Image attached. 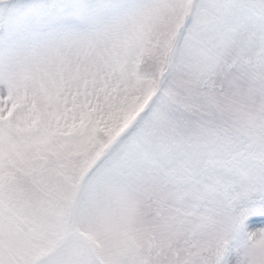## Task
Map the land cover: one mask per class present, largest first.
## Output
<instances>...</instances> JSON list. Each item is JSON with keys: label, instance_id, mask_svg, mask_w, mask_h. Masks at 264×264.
<instances>
[{"label": "snow or ice", "instance_id": "obj_1", "mask_svg": "<svg viewBox=\"0 0 264 264\" xmlns=\"http://www.w3.org/2000/svg\"><path fill=\"white\" fill-rule=\"evenodd\" d=\"M0 264H264V0H0Z\"/></svg>", "mask_w": 264, "mask_h": 264}]
</instances>
